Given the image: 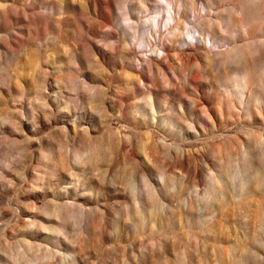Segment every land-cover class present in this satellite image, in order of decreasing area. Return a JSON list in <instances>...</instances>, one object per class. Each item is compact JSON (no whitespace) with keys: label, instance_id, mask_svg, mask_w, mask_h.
Returning <instances> with one entry per match:
<instances>
[{"label":"rangeland","instance_id":"374dc122","mask_svg":"<svg viewBox=\"0 0 264 264\" xmlns=\"http://www.w3.org/2000/svg\"><path fill=\"white\" fill-rule=\"evenodd\" d=\"M0 264H264V0H0Z\"/></svg>","mask_w":264,"mask_h":264}]
</instances>
